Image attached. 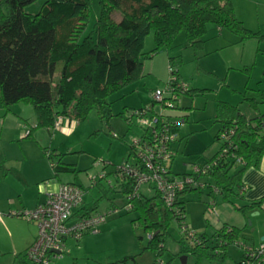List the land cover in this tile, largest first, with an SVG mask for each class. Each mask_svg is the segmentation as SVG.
<instances>
[{
	"label": "trees",
	"instance_id": "obj_1",
	"mask_svg": "<svg viewBox=\"0 0 264 264\" xmlns=\"http://www.w3.org/2000/svg\"><path fill=\"white\" fill-rule=\"evenodd\" d=\"M34 1L0 0V102L6 110L20 101L31 104L37 120L32 128L41 126L48 131L57 128L58 118L80 122L92 109L101 120H108L111 115L109 96L142 75L140 56L148 57L163 47L170 48L181 31L185 35V45L194 48L202 45L208 24L226 28L240 40L251 37L264 40V33L246 28L235 16L231 0H98L99 14L89 29L90 0H43L35 13L26 11L25 7ZM114 12H119V19L113 17ZM149 32H152L154 46L145 52L143 39ZM173 58H168L169 75L179 79ZM189 91L188 85L184 93ZM241 96L255 114L246 116L237 104L217 100L214 120L219 127L213 140L219 147L211 157L192 163L197 166V172H172L166 160H159L165 171L161 167L157 171L166 178L190 179L175 194L172 204L164 202L151 185H148L153 191L150 196L139 188L131 197L127 211L138 212L131 222L149 232L146 247L154 251L152 264L158 262L164 249L163 240L171 220L177 222L181 235L174 256L192 254L196 264H201L202 258L225 264L228 246L240 245L241 228L227 223L211 234L193 230L194 237L190 239L186 234L190 229L185 222L182 195L204 187L210 201L215 202L218 194L227 201L241 197L245 190L241 180L243 171L258 167L264 156V112L258 111L259 105L264 103V89L246 87ZM152 103L149 106L153 111ZM143 108L131 109L133 112ZM165 117L169 124L158 136L163 139L169 138L178 128L169 115ZM32 128L25 137L32 135ZM146 129L143 127L139 137L147 135ZM165 145L168 147L169 143ZM133 152L134 144L128 143L127 156ZM43 153L50 159L53 150L49 152L43 148ZM4 163L0 147V179L7 173ZM118 166L113 175L120 180V192L126 197L134 183L120 176ZM232 168L235 171L231 172ZM104 196L105 192L101 197ZM262 200L263 197L247 200L237 209L242 213L257 210ZM95 207L96 204L90 209L83 208V214L94 212ZM30 245L14 254L12 264H32L26 254ZM129 258L134 256L125 255L108 264H126ZM233 264L264 262L243 247V253Z\"/></svg>",
	"mask_w": 264,
	"mask_h": 264
},
{
	"label": "rangeland",
	"instance_id": "obj_2",
	"mask_svg": "<svg viewBox=\"0 0 264 264\" xmlns=\"http://www.w3.org/2000/svg\"><path fill=\"white\" fill-rule=\"evenodd\" d=\"M42 1L35 0L27 5L25 10L35 13ZM231 2L235 16L246 28L264 33V0ZM98 14V0H90L88 29L92 27ZM113 17L119 19V12H114ZM203 38L204 41L198 48L186 46L185 35L181 31L170 48L163 47L148 57L140 56L142 75L109 96L111 115L108 120H101L96 110L92 109L83 121H69L64 118L55 130L48 131L41 126L32 128L37 120L31 104L20 101L6 110L0 102V147L5 157L4 166L8 168L4 179L7 177L11 180L19 176L28 180L29 164H36L42 157L51 163L53 168L50 172L52 178L47 180L49 183L40 180V186L49 184L52 186H49V189H55L56 172L62 178L66 176L71 179L74 176L70 181L82 183L83 202L86 207L96 204L94 211L101 213L107 212L111 207L118 208L117 213L107 216L104 223L108 224L109 228L106 231L103 230L102 234L85 233L84 239L78 241L68 239L67 252L60 258H51L50 264H108L125 255L134 256L127 259L126 264H152L154 251L146 247L149 232L131 222L138 216V212L127 211L123 206L126 197L110 187V181H114V177L109 171L114 170L125 159L129 162L133 160L132 155L127 156L128 143L143 132L138 116L131 115V108L148 107L152 103V90L165 89L170 78L167 59L168 56H174L173 63L179 68V79L191 87H199L192 90V94H200L201 97L196 99L197 104L195 101L191 104V96L179 93L176 102L178 108H162L159 103H154L153 107L156 111L169 115L172 121H180L178 131L175 132L176 137L169 145L172 157L166 159V165L172 172H191L192 163L203 159L201 152L208 156L215 150L213 134L216 123L213 116L218 97H223L224 92H227L238 94L241 98V92L246 87L256 90L257 84H264V40H258L256 37L240 40L239 36L230 30L218 28L213 24L207 25ZM153 46V35L149 32L144 36L142 50L147 52ZM218 93L219 96L216 97ZM186 106L191 108L185 109ZM260 107L264 109V104ZM150 113H146V116ZM30 128L32 135L25 137ZM116 134L120 137H116ZM41 147H45L49 152L53 150L50 159L43 155ZM74 168L75 172L71 171ZM233 171L235 168L231 169V172ZM101 174L105 176L100 177ZM98 181H102V185L96 186ZM32 185L31 180H28L23 190H31ZM34 187L37 188L36 185ZM103 190L105 196L101 197ZM7 191L8 186L0 184V223L5 227L3 229L0 225V264H12L14 254L23 250L24 241L20 239L22 234L28 230V224H33L11 213L20 209L13 206V200L4 201ZM140 191H144L146 195L153 192L147 183L140 186ZM14 196L16 201L17 197ZM182 197L187 200L185 222L190 230L211 234L222 223L227 222L241 228L239 244H251L253 237L258 242L257 229L262 226V221H258L260 215L238 210L237 207L245 203L240 197L227 201L221 195H216L212 214L207 209L211 199L206 194V188L186 192ZM4 202H8L5 209L1 207ZM6 216L12 220L4 221ZM254 227L257 228L253 231ZM167 232L163 240L164 249L156 264H180L183 254L174 256L178 252L177 240L181 236L176 221L171 220L168 223ZM227 252L225 264H233L243 253V247L231 244ZM186 257V264H196L192 254ZM200 263L215 264V261L209 262L202 258Z\"/></svg>",
	"mask_w": 264,
	"mask_h": 264
},
{
	"label": "built area",
	"instance_id": "obj_3",
	"mask_svg": "<svg viewBox=\"0 0 264 264\" xmlns=\"http://www.w3.org/2000/svg\"><path fill=\"white\" fill-rule=\"evenodd\" d=\"M186 90H188L186 82L178 79L175 75H170L165 89L152 90V108L154 109V103H159L162 108H177L174 106L177 105L178 95ZM149 111L151 113L147 117L146 113ZM131 115L138 116L140 124L147 128V135L136 137L132 141L134 144L133 160L124 162L117 167L120 176L130 178L134 183L132 190L126 195V202L123 206L126 210L129 209L131 197L139 192L140 186L144 183L154 186L162 195L163 201L170 205L175 199V194L184 187L185 182L190 181L188 177L168 179L157 171L159 167L165 171L164 166H160L158 162L170 158L172 153L169 145L175 139L176 134H171L167 139L158 137L159 132L165 131L169 123L164 113L155 109L152 111L150 106L141 109V111H131ZM60 120L61 118H58L56 121V127ZM179 122L178 120L174 123L179 124ZM167 142L169 143L168 147L165 145ZM193 170L197 172L196 165H193ZM100 177H104V174H101ZM83 193L84 189L80 185L62 182L55 192L48 193L45 200L33 208L11 212L33 222L37 227L36 238L26 253L32 264H49L51 258L62 257L66 252V238L72 237L78 240L85 233H98L100 225L107 216L118 212V208L111 207L105 213L94 211L76 216L74 209L81 205ZM214 204V201H210L207 206L211 214L214 213ZM186 234L190 239L194 237L193 230H187ZM240 245L249 250L251 254L258 255L264 262V241H259L254 247L246 244Z\"/></svg>",
	"mask_w": 264,
	"mask_h": 264
},
{
	"label": "crops",
	"instance_id": "obj_4",
	"mask_svg": "<svg viewBox=\"0 0 264 264\" xmlns=\"http://www.w3.org/2000/svg\"><path fill=\"white\" fill-rule=\"evenodd\" d=\"M169 57L170 56H168V58ZM167 62L169 64V60L168 59H167ZM263 66H264V64H263ZM177 69H178V72H179V68L178 67H177ZM262 70L264 71V67L262 68ZM179 75H180V72H179ZM262 75L264 76V74H262ZM189 87H190V91L188 93H186V95L191 96V100H192L191 104H193L194 101L197 104L198 101H196V99L198 97H201V95L200 94H192V92H193L192 90L197 89L199 87H197V88L196 87H191L190 85H189ZM262 89H264V84H261V83L257 84V90H262ZM218 96H219V93L216 95V97H218ZM217 100H225V101H227V102H229L231 104H237L239 109H240V111L242 113H244L246 116H253L255 114V111L247 104V102L242 101L238 94H228L227 92H224L223 97H218ZM216 101H215L214 108H216ZM260 105H259L258 111L259 112H264V109H262L260 107ZM189 108H191V106H186L185 109H189ZM214 115H215V113H214ZM63 119H64V117H61V120H60L59 124H62V122L64 121ZM215 123H216L215 132H216L218 130L219 125H218V123L216 121H215ZM35 124L36 123H34V125ZM177 131H178V128H177ZM215 132H214V134H215ZM26 134H27V132H26ZM214 134H213V136H214ZM180 138H182V137H180ZM214 142H215V145H216L214 152L212 154H209L208 156L204 155L201 152V157L203 158L202 160L211 157L217 151V149L219 147V144L216 141H214ZM41 148H42V153H43V148H45V147H41ZM43 155L47 158V156L44 153H43ZM66 163L72 164L71 162H66ZM73 164H75V163H73ZM52 168H53V166H51V163L49 164V162H47V160H44L42 157L40 158V160H38V162L36 164H32V163L29 164L28 174H29V178L30 179L28 178V180H31V182L33 184L32 185L33 188L31 190L29 189L27 191L23 190L24 188H26V182L28 181L27 179H23V178L17 176V178H15V179L8 180L7 177H5V179H4L3 178L4 176H3L2 178L4 180L1 178L0 184L3 185V186H5V185L8 186L7 194L4 195V198H3L4 201L5 200L9 201L10 199L13 200V206H15V208L20 209V210H22V209H31L36 204H38L39 202L44 201L46 196H47V194L53 192L54 190H56V188L59 186L60 183L67 182V181L68 182H72L70 180L75 178L74 176L71 177V179L70 178H66V176H65V178H62L56 172V174H54V176L57 178V182L55 183V189H49V186L52 187L49 184H46L48 186H46V185L45 186H40L39 185L40 180H43V181L46 180L47 181L49 178H52L51 173H50ZM64 170H68V169H64ZM75 170H76L75 168L73 170L71 169V171H73V172H75ZM7 173H8V168H7ZM109 173L113 174V170L109 171ZM113 177H114V175H113ZM241 180L243 182L245 190L242 192L240 198L244 202H246L247 200H250V199H258V198H262L263 197V200L261 202V206L259 207V209L251 211V213L256 214L255 212L257 211L258 212L257 214L260 215L259 216L260 220H258V221L259 222L262 221V226H261L260 229H257V230H259L258 231V237H259L258 238V242L259 241H264V239L261 240L262 237L260 238V236L264 237V156L261 158V161H260L258 167H249V168H247L246 170L243 171V173L241 175ZM47 183H49V181H47ZM110 183L112 184V185H110L111 190L120 192V189H121L120 180H116L114 178V181H110ZM79 184L82 185V183H79ZM22 185H23V187H22ZM34 185H36L37 188H35ZM95 185L96 186L102 185V181H98ZM100 189H102V187ZM103 192H104V190H103ZM142 193L146 195V193L144 191H142ZM14 195H16V197H17L16 201H14V197H15ZM150 195L151 194H149L147 196H150ZM184 200H185V203H186L187 200L186 199H184ZM7 203L4 202L1 207L3 209H5L6 206L8 205ZM111 203H113V202L111 201ZM83 208L86 209L88 207H86L84 205V202L82 201L81 205L74 209L75 215L79 216L80 214H83L84 213V209ZM90 208H92V206L89 207V209ZM3 219H4V221H8V222H10L12 220V218H10L9 216L4 217ZM104 222L99 227V232L98 233H100V234H102L103 230L106 231L109 228V225L105 224ZM256 222H257V220H256ZM224 223H227V222H224ZM227 224L234 225L232 223H227ZM0 225L3 227V229H5V227L2 225V223H0ZM235 226H237V225H235ZM256 228L257 227H254L252 230L254 231V229H256ZM36 235H37V227H36V225L34 223L33 224L32 223L28 224V230L24 234H22V236L20 238V239H23V241H24V243L22 244L23 250L35 240ZM83 236L80 239H82ZM70 238H72V237H68L65 240V250L67 248L66 246H67V243H68V239H70ZM72 239H74V238H72ZM80 239H78V240H80ZM258 242H257L256 238L254 240V237H253L252 243L251 244L246 243V244H248V245H256ZM67 250H66V252H67ZM54 258H56V257H54Z\"/></svg>",
	"mask_w": 264,
	"mask_h": 264
},
{
	"label": "water",
	"instance_id": "obj_5",
	"mask_svg": "<svg viewBox=\"0 0 264 264\" xmlns=\"http://www.w3.org/2000/svg\"><path fill=\"white\" fill-rule=\"evenodd\" d=\"M255 213L257 214L258 212L256 211ZM263 239H264V237L262 236L261 240H263ZM186 258H187L186 255H182L180 257V264H186Z\"/></svg>",
	"mask_w": 264,
	"mask_h": 264
}]
</instances>
